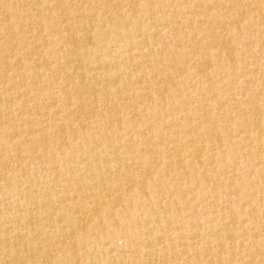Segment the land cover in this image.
Returning <instances> with one entry per match:
<instances>
[{
	"label": "bare ground",
	"instance_id": "bare-ground-1",
	"mask_svg": "<svg viewBox=\"0 0 264 264\" xmlns=\"http://www.w3.org/2000/svg\"><path fill=\"white\" fill-rule=\"evenodd\" d=\"M0 264H264V0H0Z\"/></svg>",
	"mask_w": 264,
	"mask_h": 264
}]
</instances>
